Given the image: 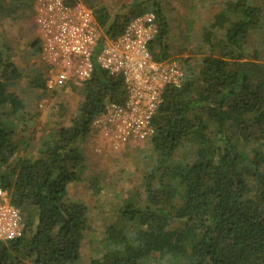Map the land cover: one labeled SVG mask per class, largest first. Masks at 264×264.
Returning a JSON list of instances; mask_svg holds the SVG:
<instances>
[{
    "label": "trees",
    "instance_id": "trees-1",
    "mask_svg": "<svg viewBox=\"0 0 264 264\" xmlns=\"http://www.w3.org/2000/svg\"><path fill=\"white\" fill-rule=\"evenodd\" d=\"M62 1L92 12L97 47L119 38L133 17L153 13L151 58L171 59L157 0H130L115 14L101 0ZM34 3L0 0V189L24 225L20 238L0 242V264H78L88 252L94 216L70 199L69 189L84 184L92 196L102 191L96 176L85 177L83 147L97 138L94 120L111 104L122 105L126 89L121 74L94 65L80 86L63 85L77 95L68 124L41 138L32 157H16L28 145L16 127L28 105L17 90L22 71L1 30ZM196 3L209 15L199 21L201 57L192 65L174 59L183 78L163 90L152 134L142 142L147 152L135 173L141 193L113 198L86 264H264V6L258 0ZM30 48L40 55L39 39ZM30 74L27 88L47 92V68Z\"/></svg>",
    "mask_w": 264,
    "mask_h": 264
},
{
    "label": "built area",
    "instance_id": "built-area-1",
    "mask_svg": "<svg viewBox=\"0 0 264 264\" xmlns=\"http://www.w3.org/2000/svg\"><path fill=\"white\" fill-rule=\"evenodd\" d=\"M34 12L40 57L47 67V90L66 83L80 86L90 78L94 65L123 77L125 102L111 104L92 123L98 142L95 151L123 150L129 143L148 139L163 90L179 86L183 78L174 59L155 62L151 58L148 46L157 33L154 14L133 17L119 38L103 40L97 47L99 30L92 12L82 4L35 0ZM23 230L20 214L9 204L7 192L0 189V242L20 238Z\"/></svg>",
    "mask_w": 264,
    "mask_h": 264
},
{
    "label": "rangeland",
    "instance_id": "rangeland-1",
    "mask_svg": "<svg viewBox=\"0 0 264 264\" xmlns=\"http://www.w3.org/2000/svg\"><path fill=\"white\" fill-rule=\"evenodd\" d=\"M129 1L101 0L111 14L118 12L119 8ZM157 1L162 7L168 28L167 43L170 58L178 62L187 60L190 65L197 63L201 55L197 51L196 38L200 27L199 21L209 16L206 5L196 3V0ZM258 3L264 6V0H258ZM1 32L12 48L14 63L22 71V79L17 90L28 105L27 112L23 116L24 123H16L17 131L22 129L18 132L23 136V140L28 139V145L27 143L20 145L15 156L23 157L27 153L26 156L32 157L41 138L59 126L68 124L75 111L77 95L65 86L47 90L43 94L27 88L30 72L34 68L46 67L40 55L36 56L30 48L31 42L38 39L34 4L32 9L27 11L25 9L19 18H15L12 22H3ZM19 135H16L18 139ZM93 140L95 139L89 138L83 147L88 168L85 177L88 179L91 174L96 176L103 189L96 196H92L85 189L84 184L74 185L69 189L70 199L85 203L91 209L92 218L94 216V222L86 234L88 252L97 246L106 215L115 207L116 201L113 198L125 195L129 191L141 193L138 189L139 179L136 178L135 173L136 169L140 168L141 156L146 151L144 147L142 148V142H135V145L129 143L123 150L98 153L95 151L98 142ZM93 150L96 153H93ZM88 252H83L78 264H86Z\"/></svg>",
    "mask_w": 264,
    "mask_h": 264
},
{
    "label": "crops",
    "instance_id": "crops-1",
    "mask_svg": "<svg viewBox=\"0 0 264 264\" xmlns=\"http://www.w3.org/2000/svg\"><path fill=\"white\" fill-rule=\"evenodd\" d=\"M96 141V140H95ZM95 146H97V145H95Z\"/></svg>",
    "mask_w": 264,
    "mask_h": 264
}]
</instances>
